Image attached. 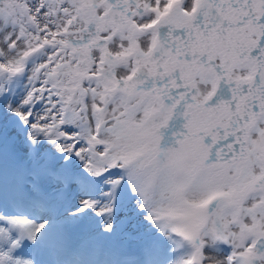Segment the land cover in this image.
Here are the masks:
<instances>
[{"label": "snow or ice", "instance_id": "snow-or-ice-1", "mask_svg": "<svg viewBox=\"0 0 264 264\" xmlns=\"http://www.w3.org/2000/svg\"><path fill=\"white\" fill-rule=\"evenodd\" d=\"M0 264H264V0H0Z\"/></svg>", "mask_w": 264, "mask_h": 264}]
</instances>
